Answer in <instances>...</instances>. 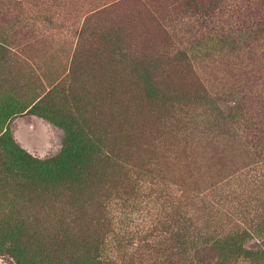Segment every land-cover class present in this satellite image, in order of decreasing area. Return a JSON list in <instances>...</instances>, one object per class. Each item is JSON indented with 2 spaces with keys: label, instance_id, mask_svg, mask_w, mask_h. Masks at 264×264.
I'll return each mask as SVG.
<instances>
[{
  "label": "rangeland",
  "instance_id": "rangeland-1",
  "mask_svg": "<svg viewBox=\"0 0 264 264\" xmlns=\"http://www.w3.org/2000/svg\"><path fill=\"white\" fill-rule=\"evenodd\" d=\"M5 98L28 105L7 124L37 157L61 147L53 104L134 158L138 189L110 201L115 260L168 247L159 231L184 210L224 230L264 219V0H0ZM247 244L264 247V227Z\"/></svg>",
  "mask_w": 264,
  "mask_h": 264
},
{
  "label": "trees",
  "instance_id": "trees-1",
  "mask_svg": "<svg viewBox=\"0 0 264 264\" xmlns=\"http://www.w3.org/2000/svg\"><path fill=\"white\" fill-rule=\"evenodd\" d=\"M54 89L33 107L47 105ZM27 107L0 102V255L15 264H264V247L247 244L263 218L243 216L224 230L197 225L185 210L159 231L168 247L146 244L139 253L137 245L129 258L113 259L106 253L110 201L122 203L138 189L134 158L98 121L53 104L41 115L62 129L61 147L37 157L15 142L7 124ZM173 249L189 256L181 260Z\"/></svg>",
  "mask_w": 264,
  "mask_h": 264
}]
</instances>
